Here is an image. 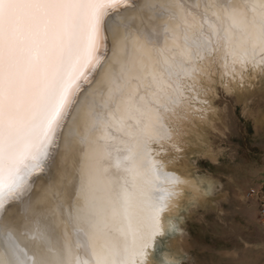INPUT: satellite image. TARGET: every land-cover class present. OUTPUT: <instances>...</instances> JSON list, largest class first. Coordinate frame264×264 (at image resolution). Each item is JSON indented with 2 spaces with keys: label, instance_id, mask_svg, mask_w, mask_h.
<instances>
[{
  "label": "bare ground",
  "instance_id": "1",
  "mask_svg": "<svg viewBox=\"0 0 264 264\" xmlns=\"http://www.w3.org/2000/svg\"><path fill=\"white\" fill-rule=\"evenodd\" d=\"M223 2L235 11L218 7L221 0H138L121 32L127 39L109 34L103 66L87 75L90 83L81 81L51 166L5 208L35 264H154L153 249L175 228L181 200L206 193L160 152L171 137L166 116L183 106L180 89L196 78L192 60L208 53L204 27L224 44L230 88L245 87L250 70L264 68V0ZM35 232L45 239H32ZM168 243L165 261L177 263L178 238ZM7 260L0 245V264Z\"/></svg>",
  "mask_w": 264,
  "mask_h": 264
},
{
  "label": "snow or ice",
  "instance_id": "2",
  "mask_svg": "<svg viewBox=\"0 0 264 264\" xmlns=\"http://www.w3.org/2000/svg\"><path fill=\"white\" fill-rule=\"evenodd\" d=\"M137 6L138 0H0V245L7 264L35 261L14 220L5 219L6 205L21 201L33 177L51 166L81 81L90 83L87 75L102 68L109 34L127 39V12ZM217 6L235 11L223 0ZM31 238L45 239L39 232ZM154 264H162L159 257Z\"/></svg>",
  "mask_w": 264,
  "mask_h": 264
},
{
  "label": "rangeland",
  "instance_id": "3",
  "mask_svg": "<svg viewBox=\"0 0 264 264\" xmlns=\"http://www.w3.org/2000/svg\"><path fill=\"white\" fill-rule=\"evenodd\" d=\"M207 28V58L198 53L192 60L196 78L180 89L183 106L166 116L173 121L171 137L160 152L172 171L194 179L206 193L181 200L175 228L158 238L151 257L162 264H264V230L250 195L264 186V68L255 75L250 70L245 87L230 88L224 44ZM174 237L179 261L167 263L164 253Z\"/></svg>",
  "mask_w": 264,
  "mask_h": 264
},
{
  "label": "built area",
  "instance_id": "4",
  "mask_svg": "<svg viewBox=\"0 0 264 264\" xmlns=\"http://www.w3.org/2000/svg\"><path fill=\"white\" fill-rule=\"evenodd\" d=\"M250 195L257 201L259 222L264 230V186Z\"/></svg>",
  "mask_w": 264,
  "mask_h": 264
}]
</instances>
